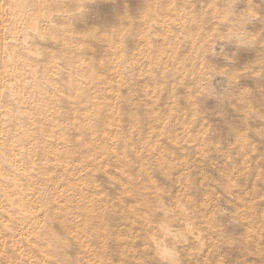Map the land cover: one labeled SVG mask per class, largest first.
<instances>
[{
	"label": "bare ground",
	"instance_id": "1",
	"mask_svg": "<svg viewBox=\"0 0 264 264\" xmlns=\"http://www.w3.org/2000/svg\"><path fill=\"white\" fill-rule=\"evenodd\" d=\"M224 43V67L233 54L257 59L217 70ZM261 59L264 0H0V264H152L116 251L144 246L165 210L174 227L193 226L186 242L202 244L183 243L182 264H221L217 246L264 264ZM210 79L230 86V146L211 142L225 115L204 113L218 104ZM195 151L200 163L222 151L242 164L196 196L197 227L191 194L206 188L185 177L193 159L182 158Z\"/></svg>",
	"mask_w": 264,
	"mask_h": 264
},
{
	"label": "rangeland",
	"instance_id": "2",
	"mask_svg": "<svg viewBox=\"0 0 264 264\" xmlns=\"http://www.w3.org/2000/svg\"><path fill=\"white\" fill-rule=\"evenodd\" d=\"M104 20H101V22L100 23H104V22H108L107 20L106 21H104ZM99 22V21H98ZM99 24V23H98ZM225 33V32H224ZM252 43V42H251ZM250 43V44H251ZM251 45H254V42L251 44ZM220 47H216L215 48V53L216 54H213V56L215 57L214 59H215V65H214V67H218L217 68V70H223L224 69V71L226 70V71H228L227 69H229V67H231V66H227V67H224L223 65H225L226 66V64H224L220 59H218V61L216 60L217 59V57L219 56V55H221V54H224V53H227V45L225 46V43H224V45H219ZM226 47V48H225ZM219 48V49H218ZM221 48H222V50H221ZM224 48V49H223ZM225 50V51H224ZM228 51H229V53H231V52H233V51H231V50H229L228 49ZM231 51V52H230ZM214 52V51H213ZM235 53L236 52H238L237 54H236V56H239L238 54H240L241 55V51H234ZM233 52V53H234ZM240 52V53H239ZM232 53V54H233ZM243 53V52H242ZM228 54V53H227ZM232 54H229V55H232ZM234 55V54H233ZM232 55V60H233V58H235L234 60H233V67H231L232 69H238V68H245L246 66H247V64H249V62H252V60H256L257 58L256 57H254V56H252V55H249V56H247L245 53H243L240 57H242L243 58V60H242V58H239V57H235V55L233 56ZM230 58H231V56H229ZM220 58V57H219ZM256 58V59H255ZM241 59V60H240ZM248 61H247V60ZM222 62V64L220 63V62ZM238 61V62H237ZM219 62V63H218ZM241 62V63H240ZM239 63V64H238ZM245 63V64H244ZM221 66H220V65ZM241 64H244V65H246V66H244V65H241ZM239 65V66H238ZM238 66V67H237ZM222 67V68H221ZM224 67V68H223ZM262 77L264 78V75H262ZM262 77H261V79H262ZM212 79V78H211ZM210 79V81L208 80V84H207V86H208V89L211 91V93L213 94V96H216L218 99H217V101H218V104L216 103V106H215V103H210V105L208 106V104H204L203 106H202V108L204 109V107H205V105L207 106L204 110L206 111H204V113H206L207 114V108L209 107V111L211 110H213L214 111V109H215V111L214 112H216V111H219L220 113H221V115H225V116H220L221 118H224V119H222V121H224L225 119V121H229L230 119V115L228 114L229 113V111H227L228 110V103H227V105H225L226 103V101L224 100L225 99V95H226V93H230V86L229 85H225L227 82H226V80H224L225 82H223L221 85H219L218 83H216V80H211ZM227 79V78H226ZM261 79H259L258 81L259 82H262V80ZM210 82V83H209ZM225 83V84H224ZM228 84V83H227ZM255 85H252L251 83L249 84H246V86H244V88H246V89H249V90H254V87ZM215 87V88H214ZM220 88V90H219V88ZM260 87H261V89H262V87L263 86H258L257 87V89L255 88V92L256 91H259V89H260ZM222 89V90H221ZM225 89V90H224ZM260 89V91H261V93H264V91H263V89H264V87H263V89L261 90ZM224 90V91H223ZM251 90V91H252ZM218 91H220V92H218ZM221 92H222V94H224V95H221ZM260 93V92H259ZM217 94H218V96H217ZM221 97H220V96ZM224 96V97H223ZM222 98H224L223 100H221ZM222 104H223V106H222ZM222 106V107H221ZM225 107H226V111L228 112H226L225 111ZM214 108V109H213ZM218 109V110H217ZM222 110L224 111V112H222ZM210 111V112H211ZM227 115H229V117L227 116L226 117V114ZM203 115V114H202ZM226 117V118H225ZM224 121V123H225V125H224V123H222V122H220V121H218V123H217V121H215V122H212L211 124L212 125H210L211 127H210V129H212V130H214V131H216L217 133L218 132H220L219 133V135L218 136H216V137H214V138H212L211 139V142L213 141L215 144H218L217 146H221V144H222V147L223 146H225L226 144H228L229 146L233 143V136L231 137V139H227V138H229V136H231L232 134H231V132L229 133V131H227L226 132V123L227 122H225ZM220 122V123H219ZM222 125H224L225 127H223ZM219 128V129H218ZM257 128H259V127H257ZM221 129V130H220ZM222 129H224V131H222ZM260 129H262V128H260ZM219 130V131H218ZM227 133H228V135H227ZM231 134V135H230ZM220 135H222L221 137H220ZM224 135V136H223ZM216 139V140H215ZM223 139V140H222ZM226 140H228V141H226ZM232 140V141H231ZM259 140H261L260 138H259ZM212 142V143H213ZM223 142V143H222ZM213 143V144H214ZM231 143V144H230ZM227 149V148H226ZM227 150H225V148H224V153L226 152ZM195 153H196V155H198V153L195 151L194 152V154L192 153H190V152H186V154L184 153L183 154V156H182V158L183 157H185V158H183V159H185L186 161L188 160H191V159H193V160H191V161H187L190 165H192V166H190L189 167V170H186L185 171V174H186V178L187 179H189V176H188V173H189V175L190 174H192V175H190V176H192L193 178V180L191 179V177H190V181H193V183H195L196 184V182H194V181H198L197 182V184H198V186H199V184L203 181V183H204V185L202 186V187H204V188H206L205 190H204V188L202 189V190H204L203 192L201 191H197L196 193L193 191L192 192V194H191V198L192 199H195L196 198V196H197V198L198 199H202V198H204V197H208V196H210L209 195V193H210V189H213V190H211V192L213 191V192H215L216 191V189L217 190H219V187H217V186H219L220 184H223V185H221V186H224V185H226L225 183V176H231V174L230 173H233L234 174V178L236 179V177H237V175L236 174H238L237 173V171L239 170V167L242 165L241 164V162H239L238 164H237V162H235L236 164H234V163H232V161L230 160V161H228V159L230 158L229 157V154L228 155H224L223 153H222V151H221V154L219 155V153L218 154H214V155H211V154H213V153H209L210 154V159H209V161L208 162H202V163H200V160L199 159H197V156L195 155ZM228 153V152H227ZM191 154V155H190ZM222 154L224 155V157L222 156ZM190 156V157H188V156ZM218 155L219 156H221V157H218ZM227 156V157H226ZM194 157V158H193ZM212 157V158H211ZM188 158H190V159H188ZM222 158H223V161H222ZM196 159V160H195ZM213 159V160H212ZM199 160V161H198ZM192 161H193V163H192ZM198 161V162H197ZM228 161V162H227ZM242 161V160H241ZM225 162H227V163H225ZM231 162V163H230ZM199 163V164H198ZM197 165L198 164V166H193V165ZM200 164H202V165H200ZM208 164L210 165V166H208ZM240 164V165H239ZM206 165V166H205ZM212 165V166H211ZM248 165H250V163L248 164ZM192 167H193V169L195 168V167H197V168H195V170H191L192 169ZM199 167V168H198ZM191 168V169H190ZM233 168H235V169H233ZM197 169V170H196ZM238 169V170H237ZM209 170H210V172H209ZM232 171V172H231ZM186 172H188V173H186ZM191 172V173H190ZM196 173V174H195ZM228 173H229V175H228ZM236 173V174H235ZM203 174V175H202ZM218 174V175H217ZM196 175V176H195ZM235 175H236V177H235ZM188 176V177H187ZM224 177V178H223ZM185 178V179H186ZM217 178V179H216ZM219 178V179H218ZM222 178H223V182H222ZM196 179V180H195ZM199 181H200V183H199ZM225 182V183H224ZM203 183H201V184H203ZM196 184V185H197ZM219 184V185H218ZM214 185V186H213ZM209 186V187H208ZM212 187V188H211ZM216 187V188H215ZM246 187V186H245ZM250 189V188H249ZM208 192V193H207ZM193 193H194V195H193ZM201 193H202V195H201ZM204 194V195H203ZM205 194H206V196H205ZM220 195L221 193H215V195L217 196V195ZM192 195H193V197H192ZM218 195V196H219ZM262 195H264V191H263V193H262ZM203 196V197H202ZM195 199V201L196 202H199V203H197L196 204V206L197 207H199V209L198 210H196V208H195V205H194V208L193 209H195V210H192L191 208H189L188 209V214L190 215H188L189 217H191V216H193L194 215V218L193 217H191V219L193 218V219H195V220H193L195 223H196V227H197V225H199V224H201L202 225V223H200L199 221H198V218L196 217V215H197V213H199V211H202V210H200L202 207V203H201V200H198V199ZM222 197H220L219 199H218V206L216 207V208H219L220 206H221V208H219V210L220 209H222L223 211L225 210V212L226 213H228V210H230V206L228 205V202L227 201H224L223 200V198L221 199ZM223 200V201H222ZM226 202V203H225ZM220 203H221V205H220ZM223 203L225 204L224 206H223ZM227 204V205H226ZM168 205V204H167ZM229 206V207H228ZM185 207H187L186 205L184 206V208L182 207V211L183 212H185V211H187V208L185 209ZM214 207V206H213ZM213 207H211V208H213ZM227 207V208H226ZM211 208L209 209V211H206L205 213L207 214V215H211V214H213V212H217V210H215L216 208H213V210H211ZM229 208V209H228ZM228 209V210H227ZM211 210V211H210ZM191 211H192V213H191ZM193 211H195V213L193 212ZM198 211V212H197ZM231 211V210H230ZM230 211H229V213H230ZM232 212V211H231ZM187 213V212H186ZM209 213V214H208ZM228 213V214H229ZM191 214H193V215H191ZM215 214H217V213H215ZM197 218V220H196V218ZM199 223V224H198ZM222 223V225H221V227L224 225V222H220V224ZM235 223H238V221H236ZM200 226V225H199ZM203 226V225H202ZM227 225L225 224L224 225V227H222V228H225ZM256 226V225H255ZM254 226V227H255ZM191 227H193L192 225H191ZM196 230V229H195ZM226 230H227V232H228V236L230 235V237H231V235H232V237H233V235H234V238L236 237V238H238L240 235L239 234H242V233H239V232H237L236 230L234 231L233 229H231V228H228V226H227V228H226ZM120 232V231H119ZM118 232V233H119ZM121 233V234H120ZM119 234L121 235V236H123V234L125 235V236H128L129 234L127 233V231H121ZM239 233V234H238ZM126 234H128V235H126ZM153 235H155V231H154V233H152V238H153ZM237 235H239V236H237ZM125 236H123V237H125ZM147 236V237H146ZM145 237V241H144V246H143V242H140L141 244H135V245H129V244H127V245H125V246H122L121 248H123V247H125L126 248V250H125V248H123L124 250L122 251V249L121 248H119L118 250H120V251H118L117 249V251H116V253H121V252H124V251H127V253H128V255L131 257H129L131 260L132 259H135L136 261H138L139 260V262L142 260V262L144 261V262H147L148 260H151V261H154V263H152V264H156V262H155V260L153 259V253H152V249H151V239H150V236H151V234H149V235H146ZM214 241H216V238L214 239ZM189 242V241H188ZM186 242V246H188V245H190V244H192L191 242ZM202 242H205V240L204 241H202ZM148 243V244H147ZM188 243V244H187ZM198 244V246H201L202 244H201V242H199V243H197ZM200 244V245H199ZM128 246V247H127ZM131 246V247H130ZM195 246V247H194ZM198 246H196V244H192V246H191V248L193 249V247L194 248H197ZM135 247V248H134ZM141 247V248H140ZM146 248L147 249V253L145 252V251H143L142 252V249L143 248ZM189 247V246H188ZM219 247L220 246H217L216 248H218L217 249V251L215 252V255L213 256V259H212V262H217L218 263V261H219V259H220V261H219V263L221 262V264H227V263H229V264H252V262L254 263V264H258V263H260L259 261H257V260H255V261H252L251 263H249L250 262V260H248V259H250L249 257H248V255L246 254V253H244V254H242L243 252H241V253H238V251H234V253L232 252V251H227L226 250V252H224V249H223V247H220V250H219ZM127 248H130L129 250L127 249ZM190 248V247H189ZM222 248V249H221ZM262 248H264V244L262 245ZM131 249H134V250H132L131 252L132 253H134L133 255H132V253L131 252H128V251H130ZM180 250V249H179ZM223 250V251H222ZM114 251V252H115ZM134 251V252H133ZM218 251H220V253H218ZM181 252V251H180ZM112 253V252H111ZM116 253H112L113 255H115ZM126 252H125V254H127ZM130 253V254H129ZM226 253V254H225ZM228 253H229V257H228ZM111 254V256L110 255H108L107 256V258L109 259V260H111V259H114L115 257H112L113 255ZM124 254V253H123ZM141 254V255H140ZM151 254V255H150ZM219 256H218V255ZM241 254V255H240ZM146 255V256H145ZM216 255L218 256V258L216 257ZM239 256H240V258H239ZM245 256H247V257H245ZM112 257V258H111ZM180 257H181V259H182V253H181V255H180ZM225 257V258H224ZM245 257V258H244ZM106 258V257H105ZM106 258V259H107ZM143 258V259H142ZM152 258V259H151ZM229 258V259H228ZM231 258V259H230ZM241 259V260H239V259ZM107 259V260H108ZM215 259V260H214ZM231 260V261H230ZM233 260V261H232ZM239 260V262H237ZM134 261V260H133ZM182 261V260H181ZM222 261H224V263L222 262ZM231 262V263H230ZM236 262V263H235ZM183 263V262H182ZM261 264H262V262H261Z\"/></svg>",
	"mask_w": 264,
	"mask_h": 264
},
{
	"label": "clouds",
	"instance_id": "3",
	"mask_svg": "<svg viewBox=\"0 0 264 264\" xmlns=\"http://www.w3.org/2000/svg\"><path fill=\"white\" fill-rule=\"evenodd\" d=\"M35 32L42 36L40 31ZM233 34L244 35L238 32H233L230 35ZM29 50L25 48V51ZM169 215L170 210H165V218L155 225V235L151 239V249L156 264H182L179 248L194 232V228L189 222H186L182 228L174 227L168 218Z\"/></svg>",
	"mask_w": 264,
	"mask_h": 264
},
{
	"label": "snow or ice",
	"instance_id": "4",
	"mask_svg": "<svg viewBox=\"0 0 264 264\" xmlns=\"http://www.w3.org/2000/svg\"><path fill=\"white\" fill-rule=\"evenodd\" d=\"M254 38H255V36H253V39H254ZM259 63H260L261 66H262V68H261V72H264V59H261V60L259 61ZM259 74H261V73H259ZM247 91H248V89H244V90L241 92V98H243V96L245 95V93H247ZM248 110H249V111H253L254 109H253L251 106H249ZM262 118H264V117H262Z\"/></svg>",
	"mask_w": 264,
	"mask_h": 264
}]
</instances>
